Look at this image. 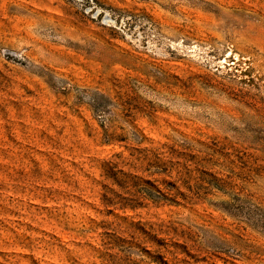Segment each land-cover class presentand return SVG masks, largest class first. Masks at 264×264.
<instances>
[{
    "label": "rangeland",
    "instance_id": "374dc122",
    "mask_svg": "<svg viewBox=\"0 0 264 264\" xmlns=\"http://www.w3.org/2000/svg\"><path fill=\"white\" fill-rule=\"evenodd\" d=\"M0 264H264V0H0Z\"/></svg>",
    "mask_w": 264,
    "mask_h": 264
},
{
    "label": "trees",
    "instance_id": "16d2710c",
    "mask_svg": "<svg viewBox=\"0 0 264 264\" xmlns=\"http://www.w3.org/2000/svg\"><path fill=\"white\" fill-rule=\"evenodd\" d=\"M159 199H166V198H165V196H164V195H161V194H160V197H159Z\"/></svg>",
    "mask_w": 264,
    "mask_h": 264
}]
</instances>
